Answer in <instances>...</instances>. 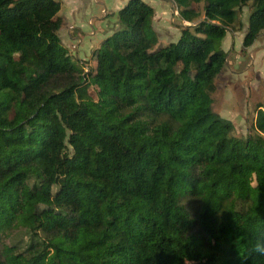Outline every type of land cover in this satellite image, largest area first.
I'll return each instance as SVG.
<instances>
[{
    "label": "trees",
    "instance_id": "trees-1",
    "mask_svg": "<svg viewBox=\"0 0 264 264\" xmlns=\"http://www.w3.org/2000/svg\"><path fill=\"white\" fill-rule=\"evenodd\" d=\"M171 2L176 42L129 0L94 68L60 1L0 0V264H264V104L246 138L213 108L229 30L252 48L264 0Z\"/></svg>",
    "mask_w": 264,
    "mask_h": 264
},
{
    "label": "rangeland",
    "instance_id": "rangeland-1",
    "mask_svg": "<svg viewBox=\"0 0 264 264\" xmlns=\"http://www.w3.org/2000/svg\"><path fill=\"white\" fill-rule=\"evenodd\" d=\"M57 1L63 5L60 15L64 17L65 24L60 35L65 46L74 55L75 61L79 57L88 64L93 63L95 68L96 64L91 59L92 51L98 47L99 42L110 35V32L118 28V17L112 15L111 11L105 10L102 5L110 10H120L127 3L119 2L120 0ZM145 1L156 8L154 22L160 40L163 43L176 42L180 36L179 28L183 25L176 5L171 0ZM250 11L249 5L240 13L244 26L246 23L248 25ZM74 20L83 30L74 29ZM32 21L37 24L40 17L34 14ZM184 25L190 24L184 23ZM246 28L240 27L237 22L231 27L224 41L223 47L228 53L227 65L217 79V92L213 104L216 113L234 124L233 135L240 138H246L251 132L253 133L258 105L264 104V32L252 48L242 53ZM77 36L82 38L81 42L77 40ZM199 76L200 72L193 74L194 79Z\"/></svg>",
    "mask_w": 264,
    "mask_h": 264
},
{
    "label": "crops",
    "instance_id": "crops-1",
    "mask_svg": "<svg viewBox=\"0 0 264 264\" xmlns=\"http://www.w3.org/2000/svg\"><path fill=\"white\" fill-rule=\"evenodd\" d=\"M128 1H129V0H123V1L120 0L119 2L127 3ZM100 4H101V3H100ZM123 5H124V4H123ZM102 7H105V10H107V11H111V12H112V13H111L112 15H114L115 12H118V11H119L118 9L110 10V9L107 8L105 5H102ZM154 8H155V6H154ZM120 10H121V9H120ZM103 12H104V11H102V14H103ZM155 16H156V8H155ZM79 17H80V16H79ZM102 20H103V19H102ZM154 21H156V20L154 19ZM110 22H111V21H109L108 23H110ZM76 23H77V21L74 20V24H75L74 29L79 31V29H82V28H81V26H77ZM111 24H112V23H110V25H111ZM155 24H156V23L154 22V26H155ZM164 27H165V26H164ZM82 30H83V29H82ZM109 32H110V31H109ZM110 34H111V32H110ZM179 37H180V36H179ZM76 38H77V40H78L79 42L82 41V38H80V37H78V36H77ZM178 39H179V38H178Z\"/></svg>",
    "mask_w": 264,
    "mask_h": 264
},
{
    "label": "clouds",
    "instance_id": "clouds-1",
    "mask_svg": "<svg viewBox=\"0 0 264 264\" xmlns=\"http://www.w3.org/2000/svg\"><path fill=\"white\" fill-rule=\"evenodd\" d=\"M255 251L259 253L261 256H264V239L257 240Z\"/></svg>",
    "mask_w": 264,
    "mask_h": 264
},
{
    "label": "water",
    "instance_id": "water-1",
    "mask_svg": "<svg viewBox=\"0 0 264 264\" xmlns=\"http://www.w3.org/2000/svg\"><path fill=\"white\" fill-rule=\"evenodd\" d=\"M186 26H190V25H186Z\"/></svg>",
    "mask_w": 264,
    "mask_h": 264
}]
</instances>
